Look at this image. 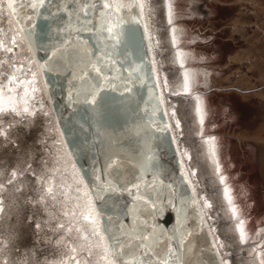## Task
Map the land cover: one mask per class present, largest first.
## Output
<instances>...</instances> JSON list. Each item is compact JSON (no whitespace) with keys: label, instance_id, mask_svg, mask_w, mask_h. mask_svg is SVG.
Here are the masks:
<instances>
[{"label":"water","instance_id":"1","mask_svg":"<svg viewBox=\"0 0 264 264\" xmlns=\"http://www.w3.org/2000/svg\"><path fill=\"white\" fill-rule=\"evenodd\" d=\"M36 23L42 38L37 43L46 42L41 32L45 21ZM0 27L6 30L8 22ZM132 27L136 31L129 43V57L136 61V49L146 52L143 64L147 70L154 62L153 78L145 77L143 86L137 81L124 102L113 99L103 116L96 118L101 120L98 125L96 119L84 116L82 107L77 111L68 106L75 89L67 69L46 74L42 83L47 82L43 100L48 115L39 112L24 127L31 156L40 160L59 157L58 167L74 185V172L83 169L90 175L94 160L102 161L109 143L111 152L125 157V167L145 154H154L157 168L149 171L155 175L145 174V180L155 181L157 188L151 192L154 204L141 206L150 213L142 219L169 233L182 226L191 230L201 225L195 243L204 264H223L225 260L227 264H250L252 249L264 254V0H150L148 14ZM145 27L152 37L150 45L146 39L141 42ZM44 56L38 51L35 60L43 63ZM186 75L191 80L187 90L182 86ZM201 105L202 112L197 110ZM81 116L88 121L83 131ZM176 119L180 129L174 127ZM165 124L172 126L168 132L154 130ZM97 130L104 141L99 148L93 147ZM213 137L224 184L204 144ZM87 138L91 142L83 143ZM77 146L84 150L78 151ZM72 152L75 156L69 155ZM184 152L188 155H182ZM182 173L193 183L182 182ZM225 187L230 190L232 205L225 198ZM193 190L197 199L204 197L213 204L205 210L203 222L190 203ZM80 191L86 189L81 186ZM119 199L121 205L132 200ZM233 206L238 219L244 221L248 239L243 244L236 230L238 219L231 214ZM48 219L44 212L36 218L41 229L33 225L23 235L15 234L21 251L28 254L27 264H60L63 258L57 245L61 233H54L44 223ZM15 227L22 231L19 220ZM214 238L226 245L221 255L212 250Z\"/></svg>","mask_w":264,"mask_h":264},{"label":"snow or ice","instance_id":"2","mask_svg":"<svg viewBox=\"0 0 264 264\" xmlns=\"http://www.w3.org/2000/svg\"><path fill=\"white\" fill-rule=\"evenodd\" d=\"M149 4L150 0H0V25L8 22L6 30L0 27V264H27L28 254L21 251L16 243L19 236L15 234L23 235L33 225L41 229L36 218L44 212L49 215L44 223L50 224L54 233H61L57 240L63 257L60 264H92L93 260L95 264H204L202 256H198L201 249L195 243L201 225L191 230L182 226L169 233L142 219L150 213L142 211L141 206L154 204L151 192L157 188L155 181L145 180V174L155 175L149 171L157 168L154 154H145L125 167V157L111 152L109 143L102 161L94 160L90 175L83 169L74 172L73 185L58 167L59 157L33 158L25 139L24 127L32 118L39 112L48 115L43 100L47 82L42 83L46 74L67 69L74 77L75 89L68 106L77 111L82 107L84 116L93 119L102 117L113 99L127 100L137 81L143 86L145 77L153 78L154 62L147 70L143 64L146 52L135 50L140 63L129 57V43L136 31L132 25L144 19ZM37 20L45 21L41 32L46 42L37 43L42 39L36 32L40 27ZM145 39L150 45L152 37L146 27L141 42ZM38 51L45 53L43 63L35 60ZM182 86L185 90L191 86L188 75ZM197 110L202 112V105ZM175 115L173 111L172 116ZM84 116L81 131L83 124L88 123ZM96 122L101 124L100 119ZM150 127L145 126L144 132ZM171 127L165 124L154 130L168 132ZM174 127L180 129L179 119ZM96 136L93 147L99 148L104 143L100 130ZM90 142L87 138L83 143ZM204 144L214 171L224 184L226 178L220 175L215 138ZM77 150L84 149L77 146ZM181 175L182 182L193 183L187 175ZM81 186L86 189L83 193ZM168 188L174 190L172 184ZM224 194L232 205L227 187ZM125 196L132 200L121 205L119 198ZM190 203L198 209L202 222L207 215L205 210L213 207L207 198L197 199L195 190ZM231 214L238 219L234 206ZM18 220L22 231L15 227ZM236 230L239 242L245 243L248 237L243 220L238 219ZM225 246L219 238H214L211 245L216 255H221ZM251 252L254 255L250 264H264V254L256 249Z\"/></svg>","mask_w":264,"mask_h":264},{"label":"rangeland","instance_id":"3","mask_svg":"<svg viewBox=\"0 0 264 264\" xmlns=\"http://www.w3.org/2000/svg\"><path fill=\"white\" fill-rule=\"evenodd\" d=\"M263 245H264V243H263Z\"/></svg>","mask_w":264,"mask_h":264}]
</instances>
